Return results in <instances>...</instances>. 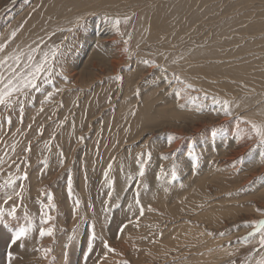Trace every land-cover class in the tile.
Segmentation results:
<instances>
[{
  "label": "rangeland",
  "instance_id": "rangeland-1",
  "mask_svg": "<svg viewBox=\"0 0 264 264\" xmlns=\"http://www.w3.org/2000/svg\"><path fill=\"white\" fill-rule=\"evenodd\" d=\"M61 2L0 0V43L14 50L35 46L41 38L63 42L70 81L57 77L64 91L43 111V94L36 93L24 107L22 122L16 111L0 117V209L5 213L0 264H96L105 254L104 241L121 255L108 254L103 264H244L258 247L255 239L243 242L247 223L264 219L257 211L264 210V150L243 136L245 120L264 123V0H177L174 14L157 15L155 20L161 17L165 24L152 36L151 27L119 36L104 24L102 12L77 27L71 20L81 9L58 12ZM136 2L128 0L124 10L109 17L133 21L142 11ZM53 21L58 26L49 32ZM129 23L121 28L129 29ZM90 27L106 34L103 42L121 47L125 54L115 56L130 57V63L115 74L110 66L94 67L98 49L79 38L86 28L95 35ZM67 28L75 31H61ZM139 72L144 73L140 90L128 93L125 77ZM213 98L227 100L232 115L226 116ZM9 115L11 127L5 123ZM201 122L204 130L193 132ZM29 143L31 152H23ZM141 153L151 155L145 157V176L135 180ZM110 162L113 169L105 180ZM24 171L27 180L16 181L23 185L22 198L13 196L16 211L9 216L12 202L5 203V193L11 188L3 185ZM137 191L143 216L134 199ZM45 193L53 207H45ZM45 212L52 217L47 224L41 223ZM20 227L32 230L13 243ZM49 227L53 236L41 238L39 229ZM93 231L97 238L88 254ZM43 249H50L46 258Z\"/></svg>",
  "mask_w": 264,
  "mask_h": 264
},
{
  "label": "snow or ice",
  "instance_id": "snow-or-ice-1",
  "mask_svg": "<svg viewBox=\"0 0 264 264\" xmlns=\"http://www.w3.org/2000/svg\"><path fill=\"white\" fill-rule=\"evenodd\" d=\"M131 16H125L123 18L120 17H103V22L110 26L116 33L123 35L121 32V25H127ZM83 20V17H78L74 21L75 26H80V22ZM61 31H67L72 33L75 31V28H67L61 29ZM55 35V33H53ZM12 38L16 37V32L13 31L11 33ZM51 40V37L48 38ZM67 39V37H65ZM127 43V41H125ZM33 45H28L26 48H15L14 50H10L8 47V43H0V117H3L4 112L11 113L12 111H16L17 115L20 119V122L23 120L22 113L24 112V107L29 102H34V95L36 93H42L43 99L40 101L41 107L40 111L44 110L45 103L53 102V98L55 95L62 93L64 91L63 88L58 87L55 83L57 77H61L64 79L65 83H70L67 80L64 72V64L67 59V47L61 42V44H48L47 41H44L41 38L40 41H34ZM127 51V49H126ZM177 61H174V63ZM150 67H159V65L150 64ZM166 71V70H165ZM179 80V77H174ZM117 79H121L122 77H118ZM183 83V81H180ZM46 86H51L50 88H46ZM191 88V85H188ZM215 103L221 105L222 110L226 116H231L232 113L229 109V102L219 101L216 98H213ZM5 123L11 127L12 120L11 116L7 118ZM245 125H248V128L244 130L243 136L248 140L255 141V144L258 148L264 150V123H257L255 121L245 120L243 122ZM31 128V125H29ZM43 134V129H40V133ZM85 138L80 137L79 140L83 141ZM51 144L46 143V147L50 148ZM13 154L15 153V146H12ZM23 152L30 153L31 152V144L29 143L24 149ZM5 155H8L5 153ZM150 153H141L137 158L139 160L138 166V177L135 180H139L143 178L146 174V160L147 156L150 159ZM63 154L61 153L60 158V166H63ZM20 159V158H18ZM260 159L264 162V151L260 154ZM27 161L24 159H20V163H26ZM13 164H16V160H12ZM113 169V164L110 162L107 166V170L104 172V179L109 180V172ZM173 180H175L176 172L173 171L171 173ZM24 179L27 180V172L24 171L22 176H17L16 180H12L5 182L3 187L5 189L11 188V192H6L7 199L5 203L12 202L11 211L7 213V215L11 216L16 211V203L13 201V196L15 195L18 198H22L23 185L16 183V181ZM260 179L264 180V177ZM135 183V181H134ZM115 181H111V186L114 187ZM20 189L17 191V189ZM69 194L71 195L72 189L71 184L69 183L68 187ZM47 196V193H45ZM139 191L134 194V199L136 204L139 206V216H143L145 209L142 205H140L139 201ZM48 204L45 207H53L52 197L47 196ZM79 204V201H75ZM148 211H152L151 207L147 209ZM260 212L261 216H264V210L257 209ZM5 215L3 209H0V218H3ZM44 219L41 220V223L47 224L52 220V217L49 213H44ZM131 222V221H129ZM127 225H123L120 228V232H123V228ZM247 227L249 228L247 236L243 238L244 243H249L252 239L257 240L258 247L255 249V252L252 254L250 259L244 261V264H264V219H259L256 221H250L247 223ZM32 229L29 227H20L19 230L15 233L13 238V243L17 241H22L27 238L29 232ZM54 230L49 227L47 229L40 228L39 236L41 238L48 236H53ZM95 232L91 233L90 239L87 241V249L86 252L91 254L93 251V243L96 239ZM20 247L23 248V243L20 244ZM103 247L106 250L105 254L96 261V264H103L104 260L108 258V254L121 255L116 252L114 248H112L107 241L103 242ZM45 252V258L50 249H43ZM234 255V253H233ZM258 256V258H257ZM11 259V256L9 257ZM85 262L88 260V255L84 256ZM120 264H129L127 260H122ZM234 264V262H233Z\"/></svg>",
  "mask_w": 264,
  "mask_h": 264
},
{
  "label": "bare ground",
  "instance_id": "bare-ground-1",
  "mask_svg": "<svg viewBox=\"0 0 264 264\" xmlns=\"http://www.w3.org/2000/svg\"><path fill=\"white\" fill-rule=\"evenodd\" d=\"M64 1L65 0H63V2H61V7L58 9V12H61L64 7H66V11L69 9L67 11L68 13L72 12L74 10L81 9V11L78 12L77 15H75L72 18L73 20H71V21H75L78 17L90 18V16L93 17L92 16L93 14L95 16V14H99L100 12H102V14H101L102 16L104 15V16H108L109 17L112 14H117L120 10H124L126 8V6H125L126 3H128V0H67L65 3H64ZM136 1H139V2H136L137 5L135 6V8L137 10H142V11L136 12V14H134L135 19L133 21L132 20L130 21L129 29H126L127 28L126 26H125L126 27L125 29L121 28V32L124 33V34H127V35H129V33L133 32V31H131L132 29L136 30V32H138V33H142L141 31H143L146 28H150L151 27L149 31H152V33H151V36H152L154 30H158L159 27H162L165 24V22H164L165 20L162 19L161 17H159L158 20H155L157 18V15H159L161 12H167L169 15L174 14L175 5L177 3V0H168L169 3L168 4H164V5H162V3H158V2H162V1H157V0H136ZM153 1H154V3H153ZM68 13H65L64 15H67ZM144 15L145 16L152 15L155 18L153 20L149 21L146 18L141 19L140 17H138V16H144ZM95 20H97V19L95 18ZM156 21H157V23L155 24ZM54 22L55 21H53L51 23V24H53L52 26L50 25L51 27L49 26V32L52 31L53 29H55L58 26V23H56V25H55ZM99 22H101V21H99ZM92 28L93 27H90V29H92ZM102 28H103V26H102ZM107 28H108V26H107ZM155 28H157V29H155ZM86 29L84 31V34H82V36L79 37V38H82L81 40H84L86 45L93 46V47L98 49L99 55L96 53L97 55L96 56L94 55L95 57H92L93 60L91 59V63L93 64L94 67L99 66V67L103 68L105 66H107V67L110 66L111 71L113 72V74H115V72L118 70L119 66H121L122 64L130 63V60H131L130 57H118V56H115V55H118V54L123 55V54H125V52L123 51V49L121 47H119L117 45H114L113 41H104L105 42L104 43L103 40H104V38L106 39L107 36H106V34L105 35L103 34L104 37L102 35H100L99 28L98 29H95V28L92 29V31L95 33V35L89 33ZM105 30H107V29H105ZM49 32L47 31V29H45V33L48 34ZM110 35H112V34H110ZM118 35L121 36L120 34H118ZM129 41L130 40H128V42ZM142 52L140 50L136 54H141ZM134 54H131V56L134 55ZM192 60H193V58H190V60H188L189 61L188 62L189 66L192 64ZM175 63L177 64L178 61L175 62ZM138 66H140V65H138ZM140 67H142V66H140ZM177 67H180V66L177 65ZM149 71L151 72L152 70L150 69ZM103 73H104V71H103ZM143 74H144L143 72H139V73L131 74V75L125 77V78H127V82H126L125 88H126V91L128 93H131V92H134V91L138 92L140 90V88L138 87V85H139L138 81L141 78L144 79L143 78L144 77ZM131 98H132V95L130 97H128V99H130V100H131ZM143 111H145V109H143ZM153 111H154V109H153ZM148 115H149L148 112L142 113V118L146 119V117H148ZM140 116H141V113H140ZM193 130H194L193 132H195V131L199 132L201 130H204V128L202 126V122L199 125L197 124L193 128ZM175 131H176V129H175ZM180 134H181V132H180ZM178 143H180V142H178ZM177 145H179V144H177ZM177 145H175V147ZM156 164H158V163H156ZM182 232H183V230H182ZM195 235H198V234H195Z\"/></svg>",
  "mask_w": 264,
  "mask_h": 264
}]
</instances>
